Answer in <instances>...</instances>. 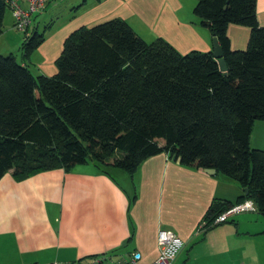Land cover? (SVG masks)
Returning <instances> with one entry per match:
<instances>
[{
	"label": "trees",
	"instance_id": "trees-1",
	"mask_svg": "<svg viewBox=\"0 0 264 264\" xmlns=\"http://www.w3.org/2000/svg\"><path fill=\"white\" fill-rule=\"evenodd\" d=\"M256 1L195 0L193 15L216 38L226 72L211 51L180 53L112 18L70 33L56 73L33 75L26 61L46 29L25 32L22 61L0 54V178L88 163L108 175H133L164 153L184 166L215 169L242 189L235 202L211 204L204 230L245 200L264 215V149L249 144L253 125L264 122V26ZM8 7L11 1L0 0V33ZM229 24L250 29L245 49H231Z\"/></svg>",
	"mask_w": 264,
	"mask_h": 264
},
{
	"label": "crops",
	"instance_id": "crops-1",
	"mask_svg": "<svg viewBox=\"0 0 264 264\" xmlns=\"http://www.w3.org/2000/svg\"><path fill=\"white\" fill-rule=\"evenodd\" d=\"M9 1L26 7L22 0ZM62 5L68 19L58 27L51 21L44 42L26 61L36 74L56 73L55 61L70 33L112 18L127 21L147 42L163 38L180 53L212 50L208 25L193 15L195 0H49L33 14L29 33L38 29V16L52 10V17ZM256 14L264 26V0L256 1ZM14 30L8 7L0 41L12 37L21 48L25 35ZM249 34L248 27L229 24L231 49H245ZM11 50L0 45V54H13ZM249 144L264 149V122L253 125ZM109 173L90 163L20 179L12 171L5 173L0 178V264L100 257L99 264H128L134 254L139 255L134 264H152L161 230L183 242L172 264H264V215L259 212H242L230 224L203 229L215 200L235 202L243 193L234 180L181 165L164 153L146 159L133 175L119 169Z\"/></svg>",
	"mask_w": 264,
	"mask_h": 264
},
{
	"label": "built area",
	"instance_id": "built-area-1",
	"mask_svg": "<svg viewBox=\"0 0 264 264\" xmlns=\"http://www.w3.org/2000/svg\"><path fill=\"white\" fill-rule=\"evenodd\" d=\"M26 3V7H23L17 1H11V9L15 20V28L20 32H27L31 24V18L33 14L41 11L49 0H22ZM256 211V206L251 200H245L239 204L233 205L226 211L221 213L213 221V225L226 222L228 218L237 215L242 212ZM158 254L152 264H172L180 252L183 242L173 232L169 230H161L157 236ZM139 257L138 254H134L133 258L128 264H134L135 260ZM100 259H92L88 262H59L53 261L48 263H34V264H99ZM115 264H125L117 262Z\"/></svg>",
	"mask_w": 264,
	"mask_h": 264
},
{
	"label": "rangeland",
	"instance_id": "rangeland-1",
	"mask_svg": "<svg viewBox=\"0 0 264 264\" xmlns=\"http://www.w3.org/2000/svg\"><path fill=\"white\" fill-rule=\"evenodd\" d=\"M58 9V8H57ZM50 14H52V10H48L47 12H45L43 15H40V17L38 16V18L36 19V23H37V27H38V31L42 32L44 29H48V25L51 21H54L53 23H55V27H58L59 25H61L65 20L68 19L67 16V11L65 9V5H62L58 11L55 10V14L54 16L50 17ZM51 25V24H50ZM31 30V28H30ZM49 30V29H48ZM47 30V31H48ZM15 35L17 34V36H24L25 34H23V32H20L19 30H17L15 28V30L12 32ZM12 37L8 39V41H4L1 40L0 41V45L1 44H7V46H10V48L12 49V53L15 55L16 59L19 61L20 60V56H21V51H20V46L19 45H15L13 44V42L11 41ZM3 55H8V54H3ZM31 72L33 75H37L36 72L31 69ZM125 180V179H124ZM254 212V211H252ZM238 215V214H237ZM237 215H234L230 218H228V220L225 223H222L216 227L222 226V225H226V224H230V220L235 218ZM240 216V215H239ZM264 218V217H262Z\"/></svg>",
	"mask_w": 264,
	"mask_h": 264
},
{
	"label": "water",
	"instance_id": "water-1",
	"mask_svg": "<svg viewBox=\"0 0 264 264\" xmlns=\"http://www.w3.org/2000/svg\"><path fill=\"white\" fill-rule=\"evenodd\" d=\"M206 25H207V23H206ZM211 52H212V55L217 59V61L219 63L220 70L223 72H226L227 66H226V63H225L224 58H223V52H222V49H221L220 45L218 44L215 37L212 38V50H211ZM203 170L207 174H213L216 172L215 169H211V168H205Z\"/></svg>",
	"mask_w": 264,
	"mask_h": 264
}]
</instances>
